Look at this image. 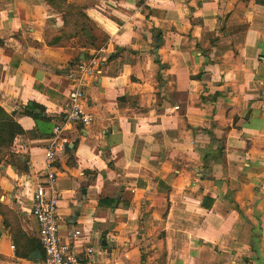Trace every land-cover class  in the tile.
<instances>
[{"label": "crops", "instance_id": "crops-1", "mask_svg": "<svg viewBox=\"0 0 264 264\" xmlns=\"http://www.w3.org/2000/svg\"><path fill=\"white\" fill-rule=\"evenodd\" d=\"M69 1L105 42L51 45L60 11L0 0V105L25 130L0 162V264H46L34 192L96 54V122L66 126L55 167L64 242L85 264H264V0Z\"/></svg>", "mask_w": 264, "mask_h": 264}, {"label": "built area", "instance_id": "built-area-1", "mask_svg": "<svg viewBox=\"0 0 264 264\" xmlns=\"http://www.w3.org/2000/svg\"><path fill=\"white\" fill-rule=\"evenodd\" d=\"M103 61L96 54L89 60L78 64L74 77V86L69 94L67 121L57 124L47 146L45 158V181L40 182L34 192L32 215L36 218L37 236L46 253V264H85L73 251L70 244L64 242L59 226V190L57 188L56 162L61 154H65L70 142L66 135L67 125L81 124L92 126L96 122V115L89 110L85 93L87 77L100 74ZM78 234V232L76 233ZM93 252L92 248L88 249Z\"/></svg>", "mask_w": 264, "mask_h": 264}, {"label": "trees", "instance_id": "trees-1", "mask_svg": "<svg viewBox=\"0 0 264 264\" xmlns=\"http://www.w3.org/2000/svg\"><path fill=\"white\" fill-rule=\"evenodd\" d=\"M47 4L54 10L60 11L65 21V28L56 37L49 40V44L57 45L76 38L74 44H80L84 48L98 47L105 42V37L101 39L95 31L99 28L97 24L87 15L84 9L78 8L77 5L69 0H46ZM31 107H36L33 104ZM34 109V108H33ZM27 115L37 117L39 114L27 108ZM25 134V130L15 118V114L8 113L0 105V162L4 161L14 145L15 139ZM0 207V213L3 212Z\"/></svg>", "mask_w": 264, "mask_h": 264}, {"label": "rangeland", "instance_id": "rangeland-1", "mask_svg": "<svg viewBox=\"0 0 264 264\" xmlns=\"http://www.w3.org/2000/svg\"><path fill=\"white\" fill-rule=\"evenodd\" d=\"M71 3H73V2H71ZM75 5H77L78 6V8H81V9H84V7H82L81 5H78V4H76V3H74ZM95 33H96V35L101 39L102 37H103V33H102V31H101V29L100 28H98L96 31H95ZM6 159V157L4 158V160ZM2 162V161H1ZM0 198H1V195H0Z\"/></svg>", "mask_w": 264, "mask_h": 264}]
</instances>
